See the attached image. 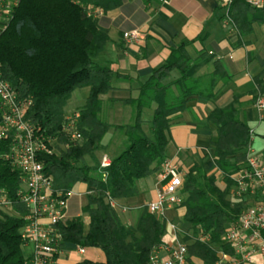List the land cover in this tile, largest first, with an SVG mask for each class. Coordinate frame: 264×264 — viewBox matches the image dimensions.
<instances>
[{
  "label": "trees",
  "instance_id": "trees-1",
  "mask_svg": "<svg viewBox=\"0 0 264 264\" xmlns=\"http://www.w3.org/2000/svg\"><path fill=\"white\" fill-rule=\"evenodd\" d=\"M120 4V0H20L3 20L0 34L3 79L18 97L32 99L25 120L62 145L57 153L42 157L53 190L65 197L76 184L87 187L86 204L81 209L88 218L87 226L82 216L58 225L61 249L71 244L99 249L105 256V263L85 260L80 264H148L152 252L162 243L165 219L148 213L133 233L121 222L116 202L136 197L138 182L158 172L166 159L169 126L184 112L190 99L206 96L213 101L217 82L229 79L216 61L205 89L202 78L189 75L191 67L204 58H191L187 52L189 42L180 43L140 85L137 97L123 102L132 110L131 121L108 124L101 119V98L113 89V80L129 78L95 62L109 38L107 30L99 27L94 16H88L86 8L92 5L108 12ZM227 17L240 39L251 33L254 23L264 24V7L232 0ZM174 71L179 77L170 81ZM83 88L89 93L77 111L80 139L70 143L68 133L62 129L65 118L73 114L67 115L65 107L72 94ZM151 107L152 116L144 119L143 111ZM207 121L215 127L216 139L210 149L221 179L207 175L200 163L185 169L179 207L183 215L176 224L183 228L181 240L187 247L188 261L215 264L219 252L232 254V248L224 242L225 230L253 201L251 196L237 197L233 192V176L245 164H238L235 156L247 152L251 132L240 119L235 100L224 108L213 109ZM110 132L122 138V147L110 157V165L101 170L97 153L106 151L103 140ZM7 147L6 141L0 142V191H5L13 208L23 214L25 210L16 199L20 175L1 158ZM22 226L21 218L0 213V264L24 263ZM200 237L207 240L201 241Z\"/></svg>",
  "mask_w": 264,
  "mask_h": 264
},
{
  "label": "crops",
  "instance_id": "crops-1",
  "mask_svg": "<svg viewBox=\"0 0 264 264\" xmlns=\"http://www.w3.org/2000/svg\"><path fill=\"white\" fill-rule=\"evenodd\" d=\"M120 1L119 7L108 12L98 9L99 13L94 16L99 27L107 30L109 38L95 62L129 78L113 80V89L101 98L103 120L111 125L128 124L132 110L123 102L137 97L140 85L165 62L171 49L189 42L187 52L191 58H204L191 67L189 75L192 78H202L206 89L214 62L219 61L229 79L217 82L213 89V101L206 96L192 97L184 112L171 122L166 158L184 169L192 163H200L207 175L214 174L221 179L210 149V144L216 139L215 127L208 123L207 116L213 109L224 108L235 100L239 117L251 132L250 149L264 160V24L254 23L251 33L239 39L236 29L226 17L227 0ZM133 30L140 33V39L137 42L126 41L123 34ZM178 77V72L174 71L169 80ZM75 93L78 105L70 110L66 105L67 115L76 113L84 105L89 89L75 91L71 99ZM258 101L263 103L260 110ZM146 113L152 116L153 107L143 111V118ZM115 135L110 132L105 136L103 144L107 145V149L98 153L108 155L112 152L114 155L122 147V138H115ZM116 139L118 142L114 145ZM246 155L247 152L236 155L235 161L244 163ZM220 185L223 186V183ZM138 187L136 197L117 201L115 209L121 222L133 233H136L141 218L148 214L147 204L155 199L154 176L140 180ZM86 193L87 187L83 184L73 187L66 218L82 216L86 220L85 227L88 218L82 215L81 209L86 204ZM165 214L176 223L180 221L183 209H169ZM168 241L170 236L162 238V242ZM90 250L89 258H84ZM160 256L166 259V253L161 252ZM85 260L105 263V256L102 251L93 248H84V253L79 254L76 246L69 244L61 249L56 264H80ZM188 264L202 262L190 259Z\"/></svg>",
  "mask_w": 264,
  "mask_h": 264
},
{
  "label": "built area",
  "instance_id": "built-area-1",
  "mask_svg": "<svg viewBox=\"0 0 264 264\" xmlns=\"http://www.w3.org/2000/svg\"><path fill=\"white\" fill-rule=\"evenodd\" d=\"M231 1H226V17ZM246 1L254 7H263L264 4V0ZM19 2L0 0V34L3 20ZM86 11L88 16L99 13L93 6H88ZM123 38L128 42H137L140 33L136 30L125 32ZM31 105V98L18 97L3 79L0 67V142L8 143L1 158L20 175L16 199L25 210L23 214L18 213L5 191L1 190L0 213L16 216L23 221L20 233L25 256L23 264H56V258L61 252L58 225L67 218L68 200L72 192L64 197L62 193L54 191L52 178L44 171L42 157L56 153L58 140L48 137L40 127L25 120ZM262 105V101L257 102L259 110ZM77 121L76 113L67 116L64 121L62 131L68 133L70 143L80 139L76 129ZM109 165L110 159L102 156L100 169ZM184 177L182 167L167 158L154 175L156 195L146 209L149 214L165 219L163 237L170 236V241L162 242L152 252L148 264H188V251L181 240V231L165 214L167 210L178 209L182 204ZM233 180L234 195H248L253 201L225 230L224 242L232 248V254L219 252L215 264H264V160L252 153L250 147L247 149L244 167L237 171ZM200 240L206 241L207 238L200 237ZM27 246L30 247L28 253L25 250ZM76 250L79 254L84 253L82 247H76ZM161 252L166 253V259H161Z\"/></svg>",
  "mask_w": 264,
  "mask_h": 264
},
{
  "label": "rangeland",
  "instance_id": "rangeland-1",
  "mask_svg": "<svg viewBox=\"0 0 264 264\" xmlns=\"http://www.w3.org/2000/svg\"><path fill=\"white\" fill-rule=\"evenodd\" d=\"M90 6H92V5H90ZM94 7V6H93ZM225 7H226V5H225ZM254 7V6H253ZM257 8H260V7H257ZM230 21V20H229ZM78 97V95H77V93H75V95L73 96V98L71 99V100H69L68 101V103H67V106H68V110H70V109H73V106H76V105H78L77 104V102H76V98ZM70 113V112H69ZM68 113V114H69ZM76 114H78L77 112H76ZM151 117V115L149 114V113H146L145 115H144V119H147V118H150ZM101 119H103V117L101 116ZM116 137L115 138H121L118 134L117 135H115ZM117 142H118V140L116 139V141H115V143H114V145H117ZM57 146H62L59 142H57ZM57 153V152H56ZM111 154H112V152H111ZM110 153L108 154L109 156L111 155ZM107 154H101V153H97V157H98V161L100 162V160H101V158H102V156H107L109 159H110V157L108 156ZM113 155V154H112ZM182 169L183 170H185L183 167H182ZM220 184V183H219ZM10 216V215H9ZM83 222H84V224H86V220H85V218L83 217ZM177 226H178V224H177ZM179 227V230L181 231L180 233H181V236L183 235V228H182V226H178ZM25 250H26V252L28 253V252H30V247H25ZM90 252H91V250L90 251H87V253H86V255L84 256V258H89V254H90ZM92 254V253H91ZM73 256H75V254L73 255ZM92 256V255H91ZM76 258H77V256H75Z\"/></svg>",
  "mask_w": 264,
  "mask_h": 264
}]
</instances>
